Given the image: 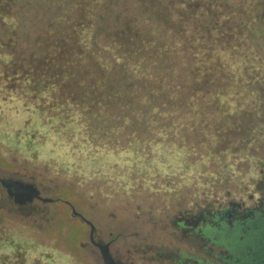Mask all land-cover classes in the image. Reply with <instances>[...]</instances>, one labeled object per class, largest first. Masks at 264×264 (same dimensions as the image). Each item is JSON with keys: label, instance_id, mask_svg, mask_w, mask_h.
<instances>
[{"label": "rangeland", "instance_id": "rangeland-1", "mask_svg": "<svg viewBox=\"0 0 264 264\" xmlns=\"http://www.w3.org/2000/svg\"><path fill=\"white\" fill-rule=\"evenodd\" d=\"M47 27L30 29L26 42L0 30V264H98L79 245L89 232L79 217L107 233L122 229L135 205L155 211L181 197L251 190L250 180L264 166V134L246 154H218L204 143L195 149L158 135L113 150L104 145L106 134L89 141L74 121L82 117L78 111L118 103L107 98L106 86L99 88L97 66L81 56L70 66L71 39ZM67 111L76 112L70 120L63 117ZM5 179L32 184L45 200L18 209ZM249 245L264 252V232L240 249Z\"/></svg>", "mask_w": 264, "mask_h": 264}, {"label": "trees", "instance_id": "trees-1", "mask_svg": "<svg viewBox=\"0 0 264 264\" xmlns=\"http://www.w3.org/2000/svg\"><path fill=\"white\" fill-rule=\"evenodd\" d=\"M0 22L24 42L48 26L71 39L70 66H97L118 104L78 111L89 141L246 154L264 134V0H0Z\"/></svg>", "mask_w": 264, "mask_h": 264}, {"label": "flooded vegetation", "instance_id": "flooded-vegetation-1", "mask_svg": "<svg viewBox=\"0 0 264 264\" xmlns=\"http://www.w3.org/2000/svg\"><path fill=\"white\" fill-rule=\"evenodd\" d=\"M5 180L1 183L18 209L24 204L34 209L33 200H45L32 184L12 179L20 185L15 195L14 186ZM250 183L251 190L245 186L219 196L181 197L159 203L155 211L135 205L122 229L115 226L105 233L92 225L87 241L79 245L90 249L98 264H104L102 250L113 264H264V252L257 246L240 249L256 232H264V166Z\"/></svg>", "mask_w": 264, "mask_h": 264}, {"label": "water", "instance_id": "water-1", "mask_svg": "<svg viewBox=\"0 0 264 264\" xmlns=\"http://www.w3.org/2000/svg\"><path fill=\"white\" fill-rule=\"evenodd\" d=\"M5 181H8L10 183V185H13L14 186V194L15 195H19L20 194L18 192L17 188L15 187V186H20V185H18V183L14 182L11 179H7ZM27 187L29 188V186H27ZM29 189H30V195L31 196H32V194L34 195L35 193H33V189L32 188H29ZM72 213L74 215L76 214V212L74 210L72 211ZM84 222L88 225V227H89V233H90V231L92 229V224L89 221H87V220H85ZM101 252H102V256H103L102 258H103L104 264H113L112 261L110 260V258L108 257L107 253L105 251H103V250Z\"/></svg>", "mask_w": 264, "mask_h": 264}]
</instances>
